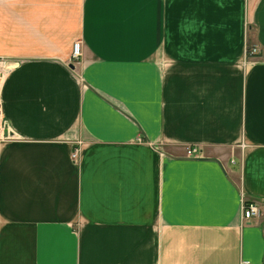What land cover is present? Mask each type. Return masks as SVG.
Wrapping results in <instances>:
<instances>
[{"label":"crops","instance_id":"crops-1","mask_svg":"<svg viewBox=\"0 0 264 264\" xmlns=\"http://www.w3.org/2000/svg\"><path fill=\"white\" fill-rule=\"evenodd\" d=\"M0 59V264H264V0H0Z\"/></svg>","mask_w":264,"mask_h":264},{"label":"built area","instance_id":"built-area-1","mask_svg":"<svg viewBox=\"0 0 264 264\" xmlns=\"http://www.w3.org/2000/svg\"><path fill=\"white\" fill-rule=\"evenodd\" d=\"M80 44L78 42H75L73 44V47H72V57L73 58H78L79 57V54H80ZM258 54V50L253 47H249L247 46L246 47V56L247 57H254ZM199 150L196 149V148H190V147H186L185 149V155L188 156V157H192V156H195V155H199ZM70 158L72 159V161H75L77 158H78V150L75 149L71 155H70ZM259 214V211H258V208L255 204L253 203H244L243 205V208H242V215H243V218L245 220H249L251 218H254L256 216H258Z\"/></svg>","mask_w":264,"mask_h":264},{"label":"rangeland","instance_id":"rangeland-1","mask_svg":"<svg viewBox=\"0 0 264 264\" xmlns=\"http://www.w3.org/2000/svg\"><path fill=\"white\" fill-rule=\"evenodd\" d=\"M12 61L6 60V59H0V81L3 78V76L6 74L7 69L10 65H12ZM4 129L3 123L0 122V133ZM2 135V134H1Z\"/></svg>","mask_w":264,"mask_h":264},{"label":"water","instance_id":"water-1","mask_svg":"<svg viewBox=\"0 0 264 264\" xmlns=\"http://www.w3.org/2000/svg\"><path fill=\"white\" fill-rule=\"evenodd\" d=\"M70 68H72V67L70 66ZM3 135H4V137H7V133L6 132H3Z\"/></svg>","mask_w":264,"mask_h":264}]
</instances>
